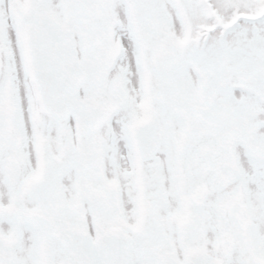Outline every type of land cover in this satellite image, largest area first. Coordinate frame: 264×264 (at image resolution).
<instances>
[{
  "label": "snow or ice",
  "instance_id": "6c2138e0",
  "mask_svg": "<svg viewBox=\"0 0 264 264\" xmlns=\"http://www.w3.org/2000/svg\"><path fill=\"white\" fill-rule=\"evenodd\" d=\"M0 264H264V0H0Z\"/></svg>",
  "mask_w": 264,
  "mask_h": 264
}]
</instances>
